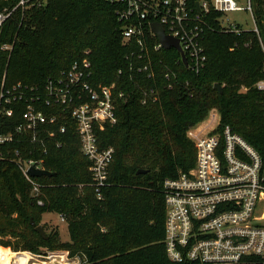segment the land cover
<instances>
[{
  "label": "trees",
  "instance_id": "1",
  "mask_svg": "<svg viewBox=\"0 0 264 264\" xmlns=\"http://www.w3.org/2000/svg\"><path fill=\"white\" fill-rule=\"evenodd\" d=\"M18 1L0 0V11H13ZM198 2L208 3V12L199 14ZM188 3L192 16L201 18L205 68L199 74L187 69L175 49L150 50L152 81L130 77V46L123 41L117 16L121 2L48 0L42 8H17L2 24L0 89L4 82L43 91L50 78L89 51L92 84L116 83L129 97L118 104L116 124L104 125L97 133L102 147L115 150L108 184L99 191L72 128L65 145L51 146L45 158V168L54 176L34 178L44 186L42 205L32 197L31 184L17 165L0 160V264H25L22 254L49 251H66L69 257L85 259L84 264H197L174 263L167 257L163 184L194 167L196 151L187 132L212 109L220 112L223 126H231L264 159V92L256 88L264 79V0H251L257 31L238 25L239 32L223 28L224 14L213 9L211 0ZM146 35L149 43L155 42L149 29ZM167 72L176 76L167 79ZM152 85H157L159 99L144 105L141 87ZM13 109L11 117L1 120L2 134L14 132L25 106ZM33 149L15 143L10 156L21 150L32 157L28 151ZM142 170L148 172L138 174ZM46 213L63 217L69 241L61 240L58 229H51L47 240L35 231L31 219L40 225Z\"/></svg>",
  "mask_w": 264,
  "mask_h": 264
},
{
  "label": "built area",
  "instance_id": "2",
  "mask_svg": "<svg viewBox=\"0 0 264 264\" xmlns=\"http://www.w3.org/2000/svg\"><path fill=\"white\" fill-rule=\"evenodd\" d=\"M47 1L19 0L13 11L19 7L24 11L42 8ZM110 1L123 4L117 16L122 22L123 41L130 46L126 58L132 79L138 76L145 81L154 80L150 50L156 53L164 48L152 32L153 23L160 24L167 35L178 39L187 58V69L199 74L205 68L207 56L202 46L201 18L192 16L188 0ZM211 5L224 15L249 11L253 16L251 0H247L246 8L239 5V0H211ZM200 6L201 13L208 12V3ZM13 11H0V27ZM222 26L229 31H240L238 24ZM147 29L155 42H148ZM89 53L86 51L83 59L75 61L56 78H50L43 91L21 83L1 85L0 160L17 165L31 184V195L39 205H42L44 186L28 174L29 170L48 171L45 158L50 147L62 148L69 128L79 139L80 152L91 163L92 185L99 191L108 184L115 150L102 147L97 133L104 125L116 124L118 104L129 96L116 83L92 84ZM175 76V72L166 74L167 79ZM256 88L264 92V79ZM141 89L142 104L157 103V85ZM19 104L25 106L20 123L13 133L2 134L1 120L4 116L11 117L13 106ZM187 137L196 151L194 167L176 178L166 179L163 184L164 245L168 259L174 263L264 264L263 157L231 126L222 125L217 109H212L203 122L190 128ZM15 143L35 146L28 151L32 157L16 150L11 158L10 146ZM36 154L38 158L33 157Z\"/></svg>",
  "mask_w": 264,
  "mask_h": 264
},
{
  "label": "rangeland",
  "instance_id": "3",
  "mask_svg": "<svg viewBox=\"0 0 264 264\" xmlns=\"http://www.w3.org/2000/svg\"><path fill=\"white\" fill-rule=\"evenodd\" d=\"M239 5L243 8L247 7V0H239ZM222 24L224 26H229L230 24H238L240 25L243 29L245 30H254L256 25L254 22V18L252 14L249 11H240V12H232L225 14L222 18ZM62 217L57 214L53 213L50 216H47L45 219H43L42 223L40 225L46 224L48 229L46 230V234L51 230V229H58L60 233V238L63 242L69 241V232H68V227L65 221L61 220ZM9 249V248H8ZM11 250V249H10ZM12 252H15L11 250ZM12 252L9 254L12 255ZM16 253V252H15ZM27 254L29 256H27ZM22 256L25 259V264H29V257H33L36 260H43L49 262L52 257H58L60 261L58 262H49L48 264H65L66 261L67 264H84V261L79 258V257H69V253L66 251H56V252H47L46 255H31L29 252L26 254H22ZM61 256H65L64 260L61 259ZM31 264H40L37 261H32Z\"/></svg>",
  "mask_w": 264,
  "mask_h": 264
},
{
  "label": "water",
  "instance_id": "4",
  "mask_svg": "<svg viewBox=\"0 0 264 264\" xmlns=\"http://www.w3.org/2000/svg\"><path fill=\"white\" fill-rule=\"evenodd\" d=\"M196 8H197V11L198 13L200 14L201 13V6H200V3L198 2L196 4ZM151 29H152V32L156 35L157 39L159 40L160 44L162 45V47L164 49H175L182 57V61L184 63V65L187 67V58L180 46V43L178 41V39L170 36V35H167L164 28L158 24V23H153L151 25ZM218 91L220 93H222V86H220L219 84L216 85ZM148 171H145V170H142V171H139L138 174H146ZM31 177H34V178H39V177H52L54 176V173L50 172V171H46V170H37L35 168H31L29 170V173H28ZM31 225L35 227V231L45 240L48 239V236L46 234V231L44 229V226L43 225H36V222L31 219Z\"/></svg>",
  "mask_w": 264,
  "mask_h": 264
},
{
  "label": "bare ground",
  "instance_id": "5",
  "mask_svg": "<svg viewBox=\"0 0 264 264\" xmlns=\"http://www.w3.org/2000/svg\"><path fill=\"white\" fill-rule=\"evenodd\" d=\"M1 249V248H0ZM2 250V249H1ZM4 251V250H3ZM24 254H26V253H24ZM2 254L0 253V256H1ZM27 256H29L28 254H27ZM28 260H29V264H31L32 263V261H37V262H39L40 264H48L49 262H58V261H60V259L59 258H56V259H50V261L49 262H47V261H43V260H36L35 258H33V257H29L28 258ZM67 262H69V260L68 261H66L65 262V264H67Z\"/></svg>",
  "mask_w": 264,
  "mask_h": 264
},
{
  "label": "crops",
  "instance_id": "6",
  "mask_svg": "<svg viewBox=\"0 0 264 264\" xmlns=\"http://www.w3.org/2000/svg\"><path fill=\"white\" fill-rule=\"evenodd\" d=\"M53 213H46V214H44L43 215V219H45L47 216H50V215H52ZM62 217V216H61ZM62 221H64V219H63V217H62V219H61Z\"/></svg>",
  "mask_w": 264,
  "mask_h": 264
}]
</instances>
